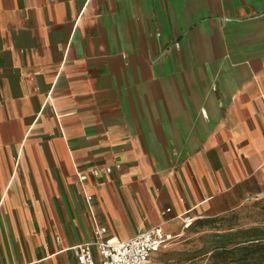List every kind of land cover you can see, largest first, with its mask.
<instances>
[{"label": "crops", "instance_id": "0c3cea01", "mask_svg": "<svg viewBox=\"0 0 264 264\" xmlns=\"http://www.w3.org/2000/svg\"><path fill=\"white\" fill-rule=\"evenodd\" d=\"M260 199L264 0H0V264Z\"/></svg>", "mask_w": 264, "mask_h": 264}, {"label": "built area", "instance_id": "2783aa9c", "mask_svg": "<svg viewBox=\"0 0 264 264\" xmlns=\"http://www.w3.org/2000/svg\"><path fill=\"white\" fill-rule=\"evenodd\" d=\"M111 171V167H104L93 168L89 173L99 178L109 175ZM85 178L86 174L80 173V179L85 180ZM85 199L90 203L93 197L87 195ZM192 221L189 216L182 218L183 231L190 227ZM106 233L105 227L95 226L92 229L91 241L72 249L77 264H146L154 253L166 248L183 235L166 233L161 227H154L135 237L120 241L107 238Z\"/></svg>", "mask_w": 264, "mask_h": 264}, {"label": "trees", "instance_id": "16d2710c", "mask_svg": "<svg viewBox=\"0 0 264 264\" xmlns=\"http://www.w3.org/2000/svg\"><path fill=\"white\" fill-rule=\"evenodd\" d=\"M260 200L251 206L255 217L251 225H240L235 211L190 225L213 230L205 236L211 243L210 250L204 253L209 264H264V199Z\"/></svg>", "mask_w": 264, "mask_h": 264}, {"label": "rangeland", "instance_id": "374dc122", "mask_svg": "<svg viewBox=\"0 0 264 264\" xmlns=\"http://www.w3.org/2000/svg\"><path fill=\"white\" fill-rule=\"evenodd\" d=\"M258 201H248L235 211L240 225L248 226L254 222L251 206ZM212 232L207 228H189L181 238L154 253L146 264H209L204 253L210 250L211 243L205 236Z\"/></svg>", "mask_w": 264, "mask_h": 264}]
</instances>
